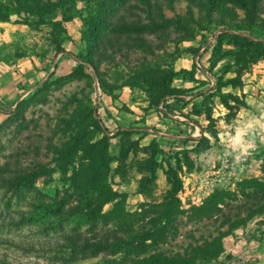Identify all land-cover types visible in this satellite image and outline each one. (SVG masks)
Wrapping results in <instances>:
<instances>
[{
	"label": "rangeland",
	"instance_id": "374dc122",
	"mask_svg": "<svg viewBox=\"0 0 264 264\" xmlns=\"http://www.w3.org/2000/svg\"><path fill=\"white\" fill-rule=\"evenodd\" d=\"M37 1L41 17L32 0H0L17 12H0V60H21L19 70L38 75L18 103L0 101V264L120 261L111 253L74 261L61 250L66 235L113 225L63 205L87 163L77 152L62 162L58 153L86 126L85 111L93 114L95 141L107 145L109 187L128 213L145 214L133 228L178 199L157 251L182 254L226 233L222 255L200 264H264V214L239 206L255 190L250 182L264 184V0L256 7L255 0ZM147 2L162 9L142 35L153 54L102 44L117 33L119 13L146 24L134 7ZM104 51L116 53L103 60ZM15 157L54 172L11 187L5 179ZM217 194L224 205L212 216L207 202Z\"/></svg>",
	"mask_w": 264,
	"mask_h": 264
},
{
	"label": "trees",
	"instance_id": "16d2710c",
	"mask_svg": "<svg viewBox=\"0 0 264 264\" xmlns=\"http://www.w3.org/2000/svg\"><path fill=\"white\" fill-rule=\"evenodd\" d=\"M32 1L35 7L33 13H37L41 17L43 12L41 4L37 0ZM146 4L143 8L137 5L134 7L135 9L140 8L139 10L145 14L146 24L143 23V18L139 14H134V17L131 18L123 12L119 13L117 33L115 32L114 37L105 38L102 44H105L107 48L109 46L117 47L119 53H122L124 48H132L141 51L149 50L153 54L155 46H151L149 41L144 39L142 35L147 31L152 32L154 30L153 28L157 25L156 18L162 9L157 4L150 2ZM253 5L256 7V0ZM50 6H56L54 11L59 10L55 3H50ZM0 12L6 18L17 14L15 10L8 7H1ZM27 13L29 14V12ZM2 15L0 14V16ZM160 16L165 24L173 23V19H166L163 13H160ZM106 50L108 51V49ZM111 55L109 52L104 51L101 57L104 60L110 58ZM94 66L97 68L96 65ZM232 81L233 84H230L232 86L237 82L239 84L238 78ZM84 115L87 121L86 126L81 127L76 136L71 135L70 142L66 143L64 150L58 153L62 162L65 160L63 156H71L77 152L76 156L82 154V160L87 163L79 171H76L77 176L81 177V180L79 185L75 183L76 191L74 190L72 194L68 193L63 199V201L67 202L63 205L72 204L70 205L72 212L89 219H101L102 223L106 225L110 223H113V225L111 229L108 228L105 231L95 232V228L92 226L85 234L66 235L63 237L64 242L61 250H66L74 261L90 259L104 253L119 254L121 256L120 261H110L109 263L111 264H200L216 261L224 251L223 240L227 237L226 233H220L200 246L190 247L182 254L173 255L156 250L158 246L165 244L169 238L170 233L167 227L173 215L177 212L178 199L171 200L163 208L161 207L163 209L161 212L157 210L160 207L155 208V214L158 216L150 219L146 225H140L137 229L133 228L134 224L139 221V217L142 221L145 220V214L132 215L128 213L124 208L123 202L118 201L119 197L109 187L107 183L109 173L107 145L102 140L95 141L96 135L93 131L96 125L95 121L93 123L91 120L93 118L92 112L85 111ZM69 125L71 124H68L67 128H69ZM50 147L53 149L52 145ZM70 148H75L76 150L69 151ZM38 150L35 149V152ZM27 154V152L18 153L21 156ZM15 159L11 160V165L7 166L8 176L5 179V181L11 183V187L22 184L29 185L40 177L50 178L52 172H54L46 164L34 163V165L27 166L20 161L19 157H15ZM168 180L172 181L174 179L169 176ZM250 183H253L255 190L253 193L243 197V201L239 205L240 209L252 211L255 214H264V205L260 206L262 201L264 203V184L260 182ZM111 202H116L114 208L108 213L102 214L103 207ZM223 202L221 194L212 196L207 202L209 203L208 212L212 211V216L213 210L222 212L220 206L224 205ZM229 222V219H227L225 224ZM234 226L232 223L231 228ZM66 262L64 260V263Z\"/></svg>",
	"mask_w": 264,
	"mask_h": 264
},
{
	"label": "crops",
	"instance_id": "0c3cea01",
	"mask_svg": "<svg viewBox=\"0 0 264 264\" xmlns=\"http://www.w3.org/2000/svg\"><path fill=\"white\" fill-rule=\"evenodd\" d=\"M21 64V60L16 65L0 60V101L7 105L18 103L25 93L33 89V86L37 87V82H35L37 72L19 70L18 67ZM2 117L1 114L0 122Z\"/></svg>",
	"mask_w": 264,
	"mask_h": 264
}]
</instances>
